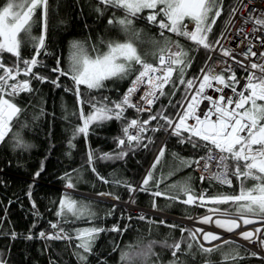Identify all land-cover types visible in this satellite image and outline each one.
I'll return each mask as SVG.
<instances>
[{
  "label": "trees",
  "instance_id": "obj_1",
  "mask_svg": "<svg viewBox=\"0 0 264 264\" xmlns=\"http://www.w3.org/2000/svg\"><path fill=\"white\" fill-rule=\"evenodd\" d=\"M6 2L0 0V8ZM236 2L220 0L221 15L209 34L212 46ZM98 8L101 11H97ZM151 11L146 9L131 18L132 25L124 31L117 23L109 24V20L116 21L126 13L122 9L105 6L100 0H48L45 43L36 57L39 64L33 69L47 79L41 82L22 74L18 77L30 79L33 91L11 97L23 111L13 121L12 132L0 143V261L4 264H81L76 253L82 249L77 248L80 241L76 236L79 230L90 228L104 231L96 234L92 252L87 254V264H173L174 261L176 264H264V257L257 253L252 255L254 251L233 239L212 246L203 245L219 248L212 253H202L199 240L189 235L193 230L183 223L170 219L163 223L159 218L140 219L127 212L121 204L63 189L71 181L72 188L79 192L92 195L107 193L118 202L129 201L179 218L205 213L210 208L235 210L231 204L205 203L201 207L199 201L192 205L181 202L186 199L182 191L184 187L191 188L197 196L215 197L237 194L241 181L231 175V186H223L210 179L201 184L192 161L205 154L202 143L196 141L199 146L193 147L191 143H181L180 137L166 133L169 126L161 116L172 119L188 89L186 83L179 82V70L173 73L172 82L165 85L164 95H159L151 108L140 114L142 122H150L144 126L146 131L141 134L139 143L128 145L126 142L124 146L117 143V138H124L122 129L135 115L132 108L124 112L123 119L93 125L87 137L82 134L74 137L75 128L82 124L80 109L83 108L87 115L93 110L92 104L119 102L136 72L125 79L106 81L105 87L98 90H89L81 85V104L71 75H61L53 69L70 73L76 51L74 44H79L87 55L95 57L107 51L109 43L131 41L144 60L153 62L160 49L165 48L174 36L160 29L157 23L148 22L147 16ZM161 18L158 16L157 19ZM42 19V9L37 8L30 34L22 33V59H31L36 54L37 40L32 37L41 36ZM162 31L163 36L160 35ZM175 41L190 57V66L184 69L183 79L195 78L209 51L183 36L178 35ZM91 49L95 52L91 53ZM3 60L7 66H12L16 58L4 53ZM134 67L138 69L140 66ZM154 115L157 119L151 120ZM17 133L21 146H17ZM70 141L74 147L70 146ZM161 149L164 155L156 163ZM121 151L127 155L117 158ZM89 152L93 153L91 163ZM105 153L112 158H101ZM233 165L231 162L230 172ZM38 172L39 176L36 175ZM150 172L153 179L144 186L147 190L141 191L142 182ZM244 183L251 187L255 181L249 179ZM156 191L166 195L156 197L153 195ZM170 196L178 199H169ZM65 197L75 200L83 215L74 216L65 210L58 216L60 202ZM53 223L57 228L51 227ZM61 228L63 234L72 239L40 237L41 232L54 235ZM113 228L119 231H112ZM261 238H264V230ZM177 242L181 243V250L173 257L174 249L169 246ZM188 244L192 245L191 249ZM124 253L131 261L122 259ZM226 256L229 258L225 259Z\"/></svg>",
  "mask_w": 264,
  "mask_h": 264
},
{
  "label": "snow or ice",
  "instance_id": "obj_2",
  "mask_svg": "<svg viewBox=\"0 0 264 264\" xmlns=\"http://www.w3.org/2000/svg\"><path fill=\"white\" fill-rule=\"evenodd\" d=\"M100 3L122 9L126 13L123 18L116 21L109 20V24L117 23L124 31H128L132 25L133 20L131 18L136 17L146 9L152 10L147 16L150 23H157L160 29L183 36L195 45L207 50H211L213 47L209 41V34L212 32V26L216 23V19L221 15L220 0H100ZM37 8L43 10V16L46 20L48 0H7L6 4L0 8V70H2L0 72V143L4 142L5 138L12 132L13 121L18 119L23 111L13 102L11 97L18 96L21 92L30 93L33 91L30 79L21 80L18 77L22 74L41 82L47 79L33 71L39 64L36 57L39 56L40 50L44 47L45 38L43 35L38 38L32 37V39L37 40L36 55L31 59L21 58L22 33L30 34ZM97 11H101V9L98 8ZM158 16L162 18L158 20ZM186 21L192 22L193 28L191 30L188 28ZM256 22L264 25V19H257ZM160 35L163 36L164 32L162 31ZM171 43L169 41V44ZM73 47L76 51L73 53L70 73H65L59 68L53 69V71H58L61 75H71L77 100L81 104H83L80 99L81 85L89 90H98L105 87L106 81L125 79L136 72L135 78L131 81V86L119 102L92 104L93 110L87 115H85L83 108L80 109L79 118L82 124L75 128L74 137L77 134L87 137L93 125L100 126L111 120L123 119V114L128 108H135L137 112L149 110L140 107L138 102H133L132 97L140 91L141 86L146 85L147 90L139 99L145 101L149 106L152 105L155 102L157 92L164 95L165 85L172 82L173 73L177 70L180 73L181 79L179 82L181 84L186 83L188 89L196 88V78L187 81L183 79L184 69L190 66V57L188 52L184 51L178 43L172 47L160 49L158 66L144 60L131 41L109 43L107 51L95 57L87 55L79 44H74ZM221 51L223 56H232V53L227 49ZM4 53L11 54L16 58L12 66L5 64L3 60ZM249 53L253 56L256 55L249 48V52L244 53L245 57ZM232 58L234 59V57ZM21 64H23V68H21ZM135 65L140 67L137 69L134 67ZM250 67L253 70H258L260 75H257L255 71L250 72L242 91H237L235 85H238L239 81L234 72L226 78L222 73H217L214 67L208 68L207 72L201 69L204 75L184 111L177 114L178 120L173 121L167 116H161L172 129L171 134L181 138V143L188 142L193 147H198L196 141L204 142V146L208 149L207 157H201L199 160L192 161V163L200 166L201 171L208 174V178L229 186L232 184V180L229 178L230 175H234L241 181L239 192L233 195L221 194L215 197H206V195L201 194L197 196L193 194L189 187L182 189L186 199L181 202L187 205L195 204L197 201H199L201 207L205 203L233 205L238 218H229V212L221 211L219 208H210L209 212L219 213L221 217L225 218L213 220V216L206 215L200 220L204 224L214 223L217 227L228 232H233L240 227L238 220H242L244 225L254 223L251 218L254 216L264 220V103H262L264 102V64L252 63ZM229 70L225 69V71ZM52 83L56 84L57 87L60 86L56 81H52ZM215 85H221L222 87H216ZM225 88H230L232 93L235 94V98L223 94ZM207 89H212L221 93V95L218 97L208 95L206 94ZM104 99L107 100L106 97ZM204 101H208L210 106L201 114L199 106ZM213 117L215 118L213 119ZM150 119L156 120L157 117L154 115ZM189 120L194 121V123L189 124ZM149 122V120H145L141 123L137 119L128 122L122 129L126 140L117 138L118 146H124L126 142L128 145H132L133 142L139 143L142 139L141 134L146 131L143 125ZM130 130H136V133L132 134ZM184 133L188 135L184 136ZM15 135L17 146H21L19 134ZM69 144L74 147L71 141ZM215 153H218V155ZM125 155L127 153L121 151L117 154V158H122ZM163 155L164 150L161 149L156 163H159L160 157ZM101 158L110 159L112 157L110 154L105 153ZM92 159L93 153L89 152L90 163ZM201 161H203L202 165ZM230 162H234L231 172ZM153 167L155 168V164ZM213 167L218 171H213ZM93 171H95L94 168ZM39 174V172L36 173L37 176ZM152 179L150 172L143 180L140 190L146 191L147 189L144 186H147ZM204 179L205 176L202 175L201 180ZM249 179L255 181L251 187L245 186L244 183ZM107 182L105 181V183ZM73 186L69 181L67 187L72 188ZM128 187L131 191H135L131 186ZM153 195L160 197L166 194L156 191ZM168 198L178 199L177 196ZM65 210L74 216L83 215V210L78 208L77 202L68 197L61 200L60 211L57 212V215H63ZM140 219H144V217H140ZM51 227L55 229L57 224L53 223ZM102 231L104 229L90 228L77 232L76 239L80 241L77 248L82 249V252L76 254L81 264H87V254L92 252V244L96 234ZM112 231H119V229L113 228ZM197 232L202 233L203 239L208 242L220 239L218 235L212 232H204L203 229L190 231V237L197 239ZM260 232L261 229L257 228L255 233L244 231L240 233V236L244 240L253 241L254 235ZM63 233L64 230L61 228L54 235L46 236L44 232H41L40 237L72 239V237ZM28 238L31 239V236ZM256 239L259 240L261 247H264V238L257 236ZM225 243L229 242L225 241ZM169 247L174 249L172 255L176 257L181 250V243L177 242ZM187 247L191 249L192 245L188 244ZM199 248L202 253H212L218 250L219 246L206 248L200 244ZM149 251H151V246H149ZM252 255H256V253H252ZM228 258V256L225 257V259ZM231 258L235 259L236 257L231 256ZM122 259L131 261L127 253L122 255ZM0 264H4V262L0 261ZM173 264H176V262L174 261Z\"/></svg>",
  "mask_w": 264,
  "mask_h": 264
},
{
  "label": "built area",
  "instance_id": "obj_3",
  "mask_svg": "<svg viewBox=\"0 0 264 264\" xmlns=\"http://www.w3.org/2000/svg\"><path fill=\"white\" fill-rule=\"evenodd\" d=\"M257 19H264V0H238L232 15L230 16L218 38V43H216L214 48L210 50V55L205 65L202 67L205 72H207L208 68L214 67L217 73L220 71H225V69H230L229 71H225L227 73H237V80L239 81V84L235 85L237 87V91L243 90V86L247 82V75L250 72L255 71L257 75H260L259 71L251 69L250 65L252 63H256L258 65L264 64V55H262V53H264V25L258 24L256 22ZM172 46L174 45L171 43L169 47ZM249 48H251L252 52L256 53L255 56L249 53V55L245 57L244 53H248ZM222 49L229 50L232 53V56H223L221 51ZM158 56L156 60L157 64L154 66L159 65ZM232 57H234V59ZM203 75L204 73L200 70L197 78L195 79L196 88H198L200 79ZM130 86L131 84L128 86V88ZM215 86L222 87L221 85ZM196 88L189 89L178 113H182L184 111V108L189 102L190 97L195 94ZM146 90V85L141 86L140 91H138L132 97V99L133 102H138L140 107L148 109L149 105H147L145 101L139 99V97H141ZM206 94L212 95L214 97L221 95V93L215 92L212 89H207ZM223 94L235 98V94L232 93L230 88H225ZM209 106L210 104L208 101L201 103L199 106L200 113L202 114L203 111H205ZM214 118L215 117H213V119ZM176 119H178V117H176L175 120ZM188 123L192 124L194 121L189 120ZM135 133L136 130H134L133 134ZM215 154L218 155V153ZM202 164L203 161H201V165ZM212 170L218 171V169L215 167H213ZM197 172L200 177L202 175L205 176V178L208 177V174L203 173L201 171V167L198 165Z\"/></svg>",
  "mask_w": 264,
  "mask_h": 264
},
{
  "label": "rangeland",
  "instance_id": "obj_4",
  "mask_svg": "<svg viewBox=\"0 0 264 264\" xmlns=\"http://www.w3.org/2000/svg\"><path fill=\"white\" fill-rule=\"evenodd\" d=\"M42 15H43V10H42ZM43 30H42V33L41 35L44 36V27H45V18L43 16ZM91 53L95 52L93 49L90 50ZM67 187V186H66ZM73 189V188H72ZM74 191V189L72 190ZM83 193V192H82ZM83 194H87V195H91L92 197H97V195H92V194H89V193H83ZM100 196V195H98ZM128 203V202H126ZM132 204V203H131ZM129 205L127 206L126 204H123L125 206V209L127 211H129L130 213L132 214H135L136 216L139 217V215L141 213H144V212H152L150 210H148L147 208H141L140 206H136V205ZM137 209V210H136ZM138 214V215H137ZM206 215H211L213 216V220L217 219V218H222L219 214H206ZM204 215V216H206ZM163 216L165 217H171L173 219H175L176 221H179L180 223L182 222L184 225L188 226L190 229L193 230V232L196 230V229H203L204 232H212L216 235H218L220 237V239L218 240H215V241H220V240H223L225 238H221V234L217 231H215L213 228H217V229H221L219 227H217L214 223H209V224H204V223H201L200 220L202 217L204 216H201V217H196V216H191V217H181V218H178V217H174V216H170L168 214H163ZM165 217H161V219L165 218ZM253 220H254V223L252 224H248V225H244L243 224V221L241 220V226L237 229H235V231L233 232V235H229L227 236L226 238H230V239H233L235 241H241L242 243H244L245 245H247L248 248H250L252 251H254L255 253L260 254L261 251L257 250V248H259V241L258 239H256V237L259 235V233H256L253 237V241H248V240H244L241 236H240V233L241 232H244V231H253L255 233V230L257 228L259 229H262L264 227V220H261L260 218H258L257 216H254V217H251ZM184 221V222H183ZM189 223V224H188ZM197 223V224H196ZM203 225V226H202ZM205 226H208V227H212V228H206ZM223 229V228H222ZM203 234L202 233H199L197 232L196 233V236L198 237L197 239L199 240V237H201ZM206 243H211V242H214V241H211V242H208V241H205ZM254 249V250H253ZM261 250V249H260Z\"/></svg>",
  "mask_w": 264,
  "mask_h": 264
},
{
  "label": "bare ground",
  "instance_id": "obj_5",
  "mask_svg": "<svg viewBox=\"0 0 264 264\" xmlns=\"http://www.w3.org/2000/svg\"><path fill=\"white\" fill-rule=\"evenodd\" d=\"M174 36V38L171 40L172 41V45H175L177 42L175 41V38L178 36V35H176V34H174L173 35ZM165 55H167V53H165ZM35 56V55H34ZM157 56V55H156ZM159 92H157V96H156V98H158L159 97ZM80 99H81V97H80ZM155 103V102H154ZM153 103V104H154ZM152 104V105H153ZM152 105H150V106H152ZM151 108V107H150ZM149 108V109H150ZM133 119H137L138 121H140L141 123H143L142 121H141V119H140V117H133ZM178 119H176V120H174V121H177ZM143 126H145V125H143ZM131 132H132V134H133V132H134V130H130ZM166 131V133H172V129L169 127V130H165ZM124 138H126L125 136H124ZM195 170L197 171V165L195 164ZM218 183V182H217ZM219 184H221V183H219ZM222 185V184H221ZM70 190H73L72 188H69ZM74 193H78V194H83L82 192H79L78 190H75L74 189V191H73ZM84 195H87V194H84ZM100 196H98L97 195V198H101V199H105V200H108V201H111V202H113V203H116V204H121L124 208H125V206L123 205V204H126L127 206H129L131 203L129 202V201H127L128 203H126V202H118V201H116V199L112 196V195H110V194H107V193H102V194H99ZM87 196H90V197H92L91 195H87ZM96 198V197H95ZM131 205H133V204H131ZM137 206V205H136ZM141 207V206H140ZM141 208H145V207H141ZM148 210H150V211H152V212H144V213H141L140 215H139V217H144V218H150V219H152V218H159V222H161V221H165V220H175V219H173V218H171V217H165V216H162V217H165V218H163V219H161V217H159L158 216V214H159V211L158 210H155V209H152V208H147ZM126 210V209H125ZM137 210V209H136ZM127 211V210H126ZM130 211V210H129ZM129 211H127V212H129ZM133 213V212H132ZM206 213V212H205ZM165 214V213H164ZM128 215V214H127ZM130 215V214H129ZM135 215V214H134ZM138 215V214H137ZM169 215V214H168ZM170 216H173V215H170ZM192 216H195V213H194V215H192ZM129 217V216H128ZM174 217H176V216H174ZM179 218V217H178ZM176 221V220H175ZM179 222V221H178ZM184 222V221H183ZM182 223V222H181ZM189 224V223H188ZM197 224V223H196ZM203 226V225H202ZM206 228H212V227H208V226H205ZM215 231H217V232H219L220 234H221V238H226L227 236H229V235H233V232L235 231H233V232H228V231H226L225 229H217V228H213ZM46 234V236H48V235H50V234H48V233H45ZM198 238V237H197ZM200 238L201 237H199V240H200ZM256 249L257 250H259V251H261L259 248H257L256 247Z\"/></svg>",
  "mask_w": 264,
  "mask_h": 264
}]
</instances>
